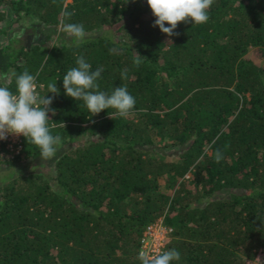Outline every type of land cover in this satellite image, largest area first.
Segmentation results:
<instances>
[{
  "label": "trees",
  "instance_id": "obj_1",
  "mask_svg": "<svg viewBox=\"0 0 264 264\" xmlns=\"http://www.w3.org/2000/svg\"><path fill=\"white\" fill-rule=\"evenodd\" d=\"M155 19L147 0H0V73L13 92L16 75L39 73L62 141L53 175L0 182V264H141L142 230L160 216L173 264H264V0H215L207 23L171 37ZM67 23L84 26L79 47ZM78 56L103 67L100 91L135 97L126 118L65 94ZM38 158L24 136L0 151L10 167Z\"/></svg>",
  "mask_w": 264,
  "mask_h": 264
},
{
  "label": "clouds",
  "instance_id": "obj_2",
  "mask_svg": "<svg viewBox=\"0 0 264 264\" xmlns=\"http://www.w3.org/2000/svg\"><path fill=\"white\" fill-rule=\"evenodd\" d=\"M147 3L156 17L153 26H158L171 37L178 35L174 30L181 22L197 25L207 23L209 10L215 0H147ZM63 15L70 19L74 12L64 10ZM166 23L169 26L166 27ZM62 31L73 38L77 47L87 37L82 24H64ZM141 57L143 56L136 52L133 62L137 67L142 63ZM76 65L63 76V88L67 96L76 101L82 100L90 115H98L101 111L112 108L120 117L126 118L133 111L136 100L126 87H116L110 94L99 90L97 80L104 70L102 66L92 71L91 64L83 56L76 58ZM38 75L39 73L30 74L27 69L16 75V91L13 92L7 84V74L0 73V140L6 139L8 134L23 135L39 149L43 160H50L55 157L62 141L59 135L52 134L49 125L48 113H55V109L50 107L54 97L40 96L36 84ZM121 78L127 79L126 69L121 72ZM47 89V93L59 94L56 82H49ZM222 159V152L217 150L214 154L215 162L219 163ZM138 259L141 264H173L181 259V255L176 249L162 250L155 254L141 249Z\"/></svg>",
  "mask_w": 264,
  "mask_h": 264
},
{
  "label": "built area",
  "instance_id": "obj_3",
  "mask_svg": "<svg viewBox=\"0 0 264 264\" xmlns=\"http://www.w3.org/2000/svg\"><path fill=\"white\" fill-rule=\"evenodd\" d=\"M37 91L42 85L37 79ZM23 135L8 134L6 139L0 140V151L2 147L7 148L12 153H18L22 147ZM173 227L166 223L163 216L148 222L139 238L138 253L141 249L150 250L153 254L162 251L168 237L171 235Z\"/></svg>",
  "mask_w": 264,
  "mask_h": 264
},
{
  "label": "rangeland",
  "instance_id": "obj_4",
  "mask_svg": "<svg viewBox=\"0 0 264 264\" xmlns=\"http://www.w3.org/2000/svg\"><path fill=\"white\" fill-rule=\"evenodd\" d=\"M21 24H22V22H21ZM18 25L19 24H14L12 26V28L17 29ZM53 38H54L53 34H51L50 36H44L42 34L43 42L46 44H49L53 40ZM58 149H60V146L58 147ZM165 150L171 152V149L165 148ZM57 152H58V150H57ZM39 160H40V162H38ZM53 169H54V166L51 163V159L50 160H43L42 158L35 159L34 163H31V160H29L27 162H23V163H15L11 167L8 165H5V164H0V182L6 181L7 177H10V174L16 175L20 171L29 170V171L36 172L38 170H42L43 171L42 173H44V174L45 173L52 174ZM9 171H10V173H9ZM47 174H45V175H47ZM51 183L54 184V186L56 187L54 179L51 180ZM261 263L262 262L260 261V264Z\"/></svg>",
  "mask_w": 264,
  "mask_h": 264
}]
</instances>
